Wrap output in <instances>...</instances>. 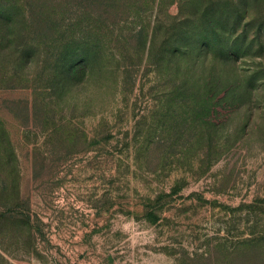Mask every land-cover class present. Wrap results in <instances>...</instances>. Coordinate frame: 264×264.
Instances as JSON below:
<instances>
[{
	"label": "rangeland",
	"instance_id": "374dc122",
	"mask_svg": "<svg viewBox=\"0 0 264 264\" xmlns=\"http://www.w3.org/2000/svg\"><path fill=\"white\" fill-rule=\"evenodd\" d=\"M186 8L0 0V264H264V51L158 62Z\"/></svg>",
	"mask_w": 264,
	"mask_h": 264
},
{
	"label": "trees",
	"instance_id": "16d2710c",
	"mask_svg": "<svg viewBox=\"0 0 264 264\" xmlns=\"http://www.w3.org/2000/svg\"><path fill=\"white\" fill-rule=\"evenodd\" d=\"M173 1L171 0V2ZM176 1L179 6L183 4L185 8L189 4L188 9L186 8L188 12L183 14V18L180 16L178 20L173 22L170 20L162 22L163 20L159 18L157 23H154L151 32L149 30L145 32L144 29L141 31L144 30V42L147 43V40H149V52L155 51L157 53L158 62L163 61L166 56L175 57L181 54L193 53V50H196L197 53H211V56L218 58L223 63L232 62L246 56H257V52L263 54L264 45L262 42L257 45L255 38L262 40L264 36V14L257 15L260 16L259 19L255 17L256 15L253 18L251 17L252 19H248L249 3H242L244 12L236 14L234 11L215 10L203 4L200 0H182L181 3L179 0ZM230 4H233V1H230ZM185 22H188V24L184 25ZM238 22H244L245 25L240 28L237 25ZM174 23H178V26H184L176 28ZM162 26L165 29L164 36L160 41L161 43L158 44L156 39ZM156 44H158V48ZM81 61L73 60L64 64L66 80L77 76L79 71H82V75L84 74L85 65ZM222 83L219 86L221 85V88L226 90L225 95L227 98H235L234 91L236 89L246 90L252 85L251 79L250 81L241 80V82L238 80L237 85L236 81L231 82L230 80H225ZM207 85L209 84L206 82L207 91H212V88ZM227 98L224 101H227Z\"/></svg>",
	"mask_w": 264,
	"mask_h": 264
}]
</instances>
